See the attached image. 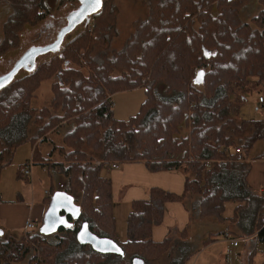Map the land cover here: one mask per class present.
Here are the masks:
<instances>
[{
	"label": "trees",
	"instance_id": "16d2710c",
	"mask_svg": "<svg viewBox=\"0 0 264 264\" xmlns=\"http://www.w3.org/2000/svg\"><path fill=\"white\" fill-rule=\"evenodd\" d=\"M46 1L0 0L12 9L3 24L0 57L19 44L27 25L47 17ZM142 1L150 8L148 17L134 21L133 32L111 56L117 7L102 0L85 27L55 55L0 87V179L16 149L31 142L36 145L32 161L64 176L62 191L79 210L77 217L68 214L67 226L50 234L27 231L4 240L0 230V264L24 259L47 264L39 259L43 245L55 248L49 264H133L134 258L154 264L166 256L170 264H184L172 255L171 239L156 242L152 231L162 223L166 204L185 202L189 194L197 196L192 216L224 222L246 215L248 234L263 235L264 197L248 185L251 164L236 149L249 153L264 140V119L240 114L249 95H264V5L252 26L241 18L250 0ZM45 80H53L51 103L32 107ZM159 85H164L161 93ZM141 87L147 97L139 113L117 118L113 94ZM31 123L37 126L34 135ZM65 125L70 129L62 144L52 142ZM44 142H52L48 157L39 149ZM208 161H214L211 169H205ZM113 162H144L152 171L186 175L182 194L152 187L148 199L132 202L124 242L116 235L112 181L101 174ZM23 168L18 177L27 180ZM227 202L238 203L230 218ZM83 223L96 236L113 239L121 253L103 254L80 243ZM255 255L253 246L249 264H255Z\"/></svg>",
	"mask_w": 264,
	"mask_h": 264
},
{
	"label": "crops",
	"instance_id": "0c3cea01",
	"mask_svg": "<svg viewBox=\"0 0 264 264\" xmlns=\"http://www.w3.org/2000/svg\"><path fill=\"white\" fill-rule=\"evenodd\" d=\"M257 103L259 104V102ZM253 113L248 110L247 112L243 111L242 117L246 119H264V113L260 115L257 110ZM35 147L36 145L31 142L20 145L16 149L11 163L6 166L1 173L0 217L6 225L7 234L11 236L18 233L20 229L25 228L28 221H33L36 225L37 221L35 217H41L42 214L43 203H41V201H46L47 198H49L46 194L47 198L41 197L40 202H34L32 206H30L27 201L29 189L26 187L27 185H25V182H29V177H31L30 185H35L39 173L36 164L42 165V162L34 163L32 161ZM51 149L52 145L42 150L40 149L42 156L48 157ZM250 152H245L244 156L242 155L244 160L251 164L247 182L250 188L260 195L261 189L264 186V149L262 152L256 153L253 157L249 156ZM28 162H33V165L31 167L30 176H27V180H24L18 177V172L19 168L21 166L24 167ZM114 163H118L119 165L115 167L113 165ZM111 164L103 167L101 174L104 177L110 178L112 181L113 213L116 218V225L118 224L117 211L121 214L125 213V219L127 221L132 202L134 200L148 199L152 187H160L176 194H182L185 190L186 175L182 170L152 171L144 162H113ZM42 168L43 171L48 172L50 176L48 182L51 188L46 190V193L49 191L53 194L55 189L62 191L66 184L64 176L49 172L50 170L43 165ZM196 200V195L189 194L185 202H168L166 204L162 223L153 228V240L160 242L167 237L170 238L171 246L175 247V250L172 249L171 251L172 255L174 257H181L186 263L188 262L187 259L191 257L192 254L201 249L200 247L203 243L205 251L212 250L215 255H217L218 252L220 253V262H214L213 264H227L226 253L228 242L224 239L223 233L225 231H231L235 236L245 239L241 241L239 247L235 249V252H237L244 261L245 252L249 250L250 247L248 246L250 245V241L254 242V246L256 245L255 235L257 233L248 234L251 230V221L246 215H242L236 220L229 219L236 226V228L234 227L236 230L227 229V226L221 225L227 222V220L222 222L219 219L218 222L219 224L221 223L220 225L210 227L208 223H201L206 219H200L195 215H191L190 210L193 209L192 207L195 205ZM228 203L232 204V206H230L231 215L225 216L230 218L234 215V209L238 203L227 202V204ZM175 230L177 231L176 235ZM207 240H209L208 243L205 242ZM217 244H223V248L218 250ZM162 261L163 264H170L171 258L169 259V257L166 256Z\"/></svg>",
	"mask_w": 264,
	"mask_h": 264
},
{
	"label": "rangeland",
	"instance_id": "374dc122",
	"mask_svg": "<svg viewBox=\"0 0 264 264\" xmlns=\"http://www.w3.org/2000/svg\"><path fill=\"white\" fill-rule=\"evenodd\" d=\"M264 2V1H263ZM48 5V15L47 17L40 23L36 25H27L20 36L19 44L15 47H12L6 51L0 57V78L8 74L13 67L18 63L22 58L31 53L32 51L43 49L51 46L56 40L55 38L58 36L59 32L63 27H65L69 20L70 16L80 11V5H77L76 2H72L70 0H65L64 3H58V0H47ZM110 3L117 7V13L115 17V30L117 34L112 39V42L109 46L108 55L111 56L112 51H117L123 47L127 38L133 32V23L134 21L145 19L149 15L150 8L145 5L142 0H110ZM264 3L261 0H250V2L246 5V7L241 11V18L243 22H248L252 26H256V23L252 20L254 16H256L259 11L263 8ZM101 1L97 2L95 6L92 8L91 12H96L100 9ZM11 6L4 2L0 4V42L3 39V24L8 19L9 14L11 13ZM87 20H80L69 32L66 33L63 42L69 41L74 38L84 27ZM57 49L54 50H46L44 52H38L34 56H32L29 61L22 66L18 72L15 74L14 78L22 77L34 67L39 65L42 62L49 60L53 55L57 53ZM52 82L53 80H45L41 87L38 89L36 96L31 101V106L35 108H40L43 106H48L51 103L53 93H52ZM161 87L164 85L158 86V92L161 93ZM262 95V94H261ZM260 96V95H259ZM258 94H252L248 96L245 107L241 112V117L243 115V111H250L253 113L254 111H258V114L263 115L264 106L261 103H257ZM147 97L146 89L144 87L136 88L128 91H120L113 94L114 101V113L115 116L119 119H129L132 116H135L139 113L142 104L144 103ZM257 101V102H256ZM254 114V113H253ZM30 133L34 135L37 130V126L34 123H31ZM69 129L68 126H64L59 132L54 133L52 136V142L55 140L56 143L62 144L63 135ZM54 141V142H55ZM52 142H44L41 143L40 149H44L51 145ZM264 149V140H258L250 152L249 156L253 157L256 153L262 152ZM58 159V156L55 157ZM39 170L37 183L35 185H30L31 177H29V182H25L26 187L29 189V197L27 201L29 205L32 206L34 202H40V198H47L46 190L51 188L49 184V173L44 172L41 164H36ZM66 180V179H65ZM62 195L64 198H68V195L64 191H59L58 189L54 190L53 195L47 198L46 201H41L43 203V209L41 217H35L36 228L30 230V232L41 231L44 225L45 215L54 199L55 196ZM231 203L227 204V209L225 215H231ZM118 224L116 228V235L119 241L124 242L126 240V219L125 213L121 214L117 211ZM207 224L212 227L215 225H220L218 219L215 217L208 218L201 222ZM221 225L227 226L226 228L229 230H236V226L230 221L222 223ZM0 230L4 231L3 239H8L7 229L4 221L0 217ZM35 230V231H34ZM27 232L26 225L25 228H22L15 233L13 237L19 238L22 237V234ZM123 232V233H121ZM175 230V235H176ZM6 234V235H5ZM27 239H24V243L27 244ZM177 240V238H176ZM253 241H250L249 250H246L244 256V263L249 264L250 260V251L253 248ZM254 246V245H253ZM201 249L196 253L192 254L191 257L187 259V263L184 264H213L214 262H220L221 256L218 252L217 255L214 254L212 250H204V244L202 243ZM223 248V244H217V249L221 250ZM243 248V246H242ZM243 250V249H241ZM55 252V248H52L48 245H43L42 249L39 251V259H43L44 263L49 264L51 262V255ZM121 251L113 252L112 254H120ZM255 264H264V254H261L257 251V255L254 256ZM162 259V258H161ZM156 261L154 264H163V261ZM20 264H27L26 259L22 260ZM173 264H177L174 262Z\"/></svg>",
	"mask_w": 264,
	"mask_h": 264
},
{
	"label": "water",
	"instance_id": "95a60500",
	"mask_svg": "<svg viewBox=\"0 0 264 264\" xmlns=\"http://www.w3.org/2000/svg\"><path fill=\"white\" fill-rule=\"evenodd\" d=\"M78 1L81 4L80 11L75 12L70 16L68 24L61 29L56 41L51 46L32 51L24 58H22L18 63H16V65L8 74L0 78V87L14 78L18 70L22 66H24L32 56H34L38 52H44L46 50H54L59 48L62 45L63 39L67 32H69L80 20L88 21V16L93 13L91 12V10L97 3V0ZM99 1H101L102 3V0H98V2ZM62 211H65V214H62ZM70 213H72L76 217L79 214V210L73 204L72 199L69 196L68 198H64L62 195L55 196L45 215L44 225L41 228V232L50 234L60 229L61 227L67 226L69 224L68 214ZM77 239L82 244H91L95 250L103 254H112L113 252L119 253L121 251L119 245L113 239L106 237L101 238L93 234L89 229L87 223H83L80 231L77 234ZM133 264H143V260L140 258H134Z\"/></svg>",
	"mask_w": 264,
	"mask_h": 264
},
{
	"label": "built area",
	"instance_id": "2783aa9c",
	"mask_svg": "<svg viewBox=\"0 0 264 264\" xmlns=\"http://www.w3.org/2000/svg\"><path fill=\"white\" fill-rule=\"evenodd\" d=\"M258 102L261 104H264V95H260L258 97ZM226 152L229 153L230 149H226ZM236 152L244 156L246 151H245L244 147H239L236 149ZM213 164H214V161H208L205 164V169H211L213 167ZM32 165H33V162H28L27 164H25V166L23 168V174L24 175L30 176ZM113 165L115 167H117L119 164L114 163ZM46 194L49 197L51 196V193L49 191H47ZM261 194L264 197V186L261 189ZM262 215H263V219H264V207L262 210ZM34 228H36V225L33 221H28L26 223L27 231H30ZM261 231H262L263 235H260V233H257L255 235V239H256L255 249H256V251L260 252L261 254H264V221H263V226H262ZM223 235H224V239L228 242V249H227V253H226L227 264H245L243 262L242 258L239 256V254H237V252H235V249L237 247H239L241 241H243L245 239H241L240 237L235 236L231 231H225L223 233Z\"/></svg>",
	"mask_w": 264,
	"mask_h": 264
},
{
	"label": "flooded vegetation",
	"instance_id": "af4514ba",
	"mask_svg": "<svg viewBox=\"0 0 264 264\" xmlns=\"http://www.w3.org/2000/svg\"><path fill=\"white\" fill-rule=\"evenodd\" d=\"M63 214H65V211H64V213Z\"/></svg>",
	"mask_w": 264,
	"mask_h": 264
},
{
	"label": "snow or ice",
	"instance_id": "6c2138e0",
	"mask_svg": "<svg viewBox=\"0 0 264 264\" xmlns=\"http://www.w3.org/2000/svg\"><path fill=\"white\" fill-rule=\"evenodd\" d=\"M97 2H98V0H97Z\"/></svg>",
	"mask_w": 264,
	"mask_h": 264
}]
</instances>
